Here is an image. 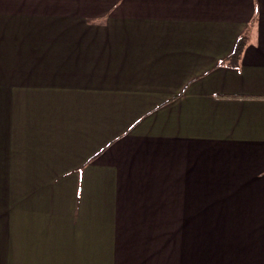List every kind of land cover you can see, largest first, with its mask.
Segmentation results:
<instances>
[{
	"label": "crops",
	"instance_id": "1",
	"mask_svg": "<svg viewBox=\"0 0 264 264\" xmlns=\"http://www.w3.org/2000/svg\"><path fill=\"white\" fill-rule=\"evenodd\" d=\"M0 176V264H264V0H0Z\"/></svg>",
	"mask_w": 264,
	"mask_h": 264
},
{
	"label": "rangeland",
	"instance_id": "2",
	"mask_svg": "<svg viewBox=\"0 0 264 264\" xmlns=\"http://www.w3.org/2000/svg\"><path fill=\"white\" fill-rule=\"evenodd\" d=\"M1 177V176H0ZM6 179L7 177H2ZM10 183L0 181V223H6L10 221H22L21 205H17L11 196ZM19 199H17L18 201ZM13 204H16L15 209Z\"/></svg>",
	"mask_w": 264,
	"mask_h": 264
},
{
	"label": "trees",
	"instance_id": "3",
	"mask_svg": "<svg viewBox=\"0 0 264 264\" xmlns=\"http://www.w3.org/2000/svg\"><path fill=\"white\" fill-rule=\"evenodd\" d=\"M245 40H246V37L242 36L236 42L233 52L226 59V62L229 66L237 65V62L241 56L242 50H243L244 45H245Z\"/></svg>",
	"mask_w": 264,
	"mask_h": 264
}]
</instances>
